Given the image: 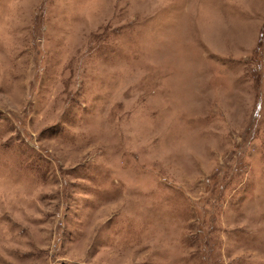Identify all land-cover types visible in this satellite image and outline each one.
<instances>
[{"label": "rangeland", "instance_id": "obj_1", "mask_svg": "<svg viewBox=\"0 0 264 264\" xmlns=\"http://www.w3.org/2000/svg\"><path fill=\"white\" fill-rule=\"evenodd\" d=\"M0 264H264V0H0Z\"/></svg>", "mask_w": 264, "mask_h": 264}]
</instances>
